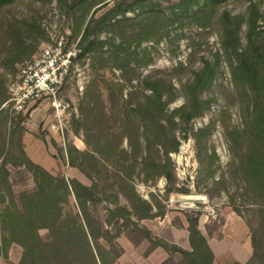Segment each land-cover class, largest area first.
I'll use <instances>...</instances> for the list:
<instances>
[{
  "label": "rangeland",
  "instance_id": "1",
  "mask_svg": "<svg viewBox=\"0 0 264 264\" xmlns=\"http://www.w3.org/2000/svg\"><path fill=\"white\" fill-rule=\"evenodd\" d=\"M134 1L88 0L75 10H66L59 0H18L0 12V20L5 14L7 24L17 22L20 33V36H0V79L9 90L21 67L32 61L44 46L63 36L66 41L70 38L68 48L79 50L77 45L92 17L98 19L119 5L122 8L133 6V10L119 14L101 26L98 36L103 46L96 58L88 56L73 62L70 76L62 88V96L69 104L68 113L62 125L54 116L50 132H41L40 138L47 140L46 147L42 151L36 148V154L30 150L34 154L33 160L53 175L64 174L67 179L90 185L91 180L85 173L69 165L68 154L72 151L78 157L77 163L84 162V167L100 184L101 218H106V208L114 210L122 206L132 212L131 221L137 228L132 224L125 227L120 218L112 225L105 224V229L119 246L115 254L121 250L122 257L128 252L124 264H135L136 253L142 264L143 258L157 248L146 239V230L161 239L151 228L160 233L172 225L186 231L189 238V217L198 216L202 234L219 239L227 225L246 226L252 242V231L258 232L262 216L252 193L247 190L237 150L228 137V132L244 129L252 94L248 88L237 87L232 82L222 48L224 30L220 17L223 11H228L232 16L246 18L253 3L264 15V0H194L188 10L178 7L179 0H145L138 5ZM246 32L244 25L240 33L243 45L246 44ZM217 53L221 56L218 74L204 95L210 108L194 119L188 138L181 140L178 152L170 154L174 184L169 186L164 177H147L140 159H133V148L125 137L134 126L138 135L145 134L143 123L132 112L128 115V108L146 101L150 94L145 89L147 78L173 85L175 99L168 107L169 113L181 107L186 102L185 89L194 73L201 68L204 59L213 61ZM87 94L93 97L91 100L99 97L103 105V111L98 106L90 120H86L80 110ZM3 108L0 125L4 124L7 114L10 118L18 115L5 104ZM26 118L22 123L24 128ZM74 119L80 121L78 129ZM6 126L10 127L9 121ZM177 136L180 138L182 133L178 132ZM98 137L103 143L110 140L118 155H99L97 171H91L85 162L86 156L77 154L75 149L80 153H92ZM76 141L82 142L81 149L76 147ZM141 142L143 146L144 139ZM17 143L16 137L9 162H18L14 158L18 157ZM23 143L26 148L25 137ZM9 168L15 194L34 188L29 173L11 165ZM132 190L148 201L153 214L160 217L139 219L126 197ZM9 200L7 190H2L0 214ZM70 205L75 207L72 197ZM140 211L138 209L140 215L146 214L143 209ZM116 220L122 229L119 236L115 230ZM39 234L44 239L48 237L45 229ZM1 235L0 230V248ZM163 235L170 237V232ZM101 243L105 244L102 240ZM167 253L169 258L171 254ZM22 254V247L12 244L8 248L7 261L3 259V263L19 264ZM120 257L113 264H120ZM178 257L176 253L174 262L179 260Z\"/></svg>",
  "mask_w": 264,
  "mask_h": 264
},
{
  "label": "trees",
  "instance_id": "2",
  "mask_svg": "<svg viewBox=\"0 0 264 264\" xmlns=\"http://www.w3.org/2000/svg\"><path fill=\"white\" fill-rule=\"evenodd\" d=\"M16 1L18 0H0V12ZM87 1L59 0L66 10H75ZM144 2L145 0L134 1L136 5ZM193 2L194 0H179L177 5L188 10ZM131 10L132 5L125 8L119 5L117 9L109 10L98 19L92 17L77 45L80 51L74 61L88 56L96 58L98 50L103 46L98 36L101 26L117 15ZM220 20L224 30L222 48L231 71L232 82L237 87L248 88L252 94L251 102L246 109L244 129L232 130L228 132V137L237 150L239 168L247 190L252 193L253 201L262 216L260 229L258 232L252 231L253 256L247 264H264V15L259 6L253 3L248 8L246 18L235 17L228 11H223ZM7 23L3 14L0 20V36L3 34L20 36L17 22ZM244 25L247 29L245 45L240 36ZM7 27L10 31L6 30ZM70 44L68 38L65 48L67 49ZM220 62L221 56L218 53L213 61L203 60L201 68L194 73L193 80L186 86L185 104L171 113L168 107L175 99L173 85L156 78L145 80V89L150 92L146 96V101L138 102L127 111L128 115L132 112L143 123L145 134L138 135L134 126V130L132 129L125 137H128L129 145L133 148V159L135 161L140 159L147 177H164L169 186L174 184L170 154L178 152L181 140L188 138L194 119L210 108V103L204 99V95L217 77ZM9 98V90L0 79V117ZM91 98L93 97L87 94L80 108L86 120H90L98 106L103 111L100 98L97 96L96 100ZM9 118L7 114L4 124L0 125V192L7 190L10 195L9 202L0 214L2 232L0 254L3 259L7 261L9 246L18 244L23 249L19 264H113L121 256L122 251L115 254L119 246L111 233L105 229V224L112 225L116 218L118 220L120 218L125 222V227L132 224L137 228L131 221L132 212L122 206L114 210L106 208L107 215L103 220L99 213L102 201L100 184L84 167V162L78 164V157H75L72 151L69 152V165L85 173L91 180L90 185L83 184L77 179H67L64 174H51L33 162L25 151L23 139L27 130L22 123L26 115L19 113L17 117ZM8 121L10 127L7 128ZM74 123L78 129L80 121L74 119ZM178 132L182 133L180 138L177 136ZM16 137L18 157L14 158L18 162H9ZM142 139L145 141L143 146ZM94 143L92 153H80L75 149L77 154L86 156L85 162L91 171H97L99 155L107 154L114 157L118 155L110 140L103 143L102 138L98 137ZM9 165L29 173L33 178L34 188L15 194L10 180ZM71 197L75 201L74 208L70 205ZM126 197L135 210V215H139V219L160 217L153 214L152 205L140 198L135 191L132 190ZM138 209L139 211L143 209L146 214L140 215ZM198 222V216L188 218L187 231L191 250L154 237L149 230H146V239L154 243L155 247H162L171 254L163 264H213L214 254L207 239L199 230ZM118 224L116 220L117 236L122 233ZM42 229L48 231V237L45 239L39 234ZM101 240L105 244L101 243ZM176 253L179 260L174 262Z\"/></svg>",
  "mask_w": 264,
  "mask_h": 264
},
{
  "label": "crops",
  "instance_id": "3",
  "mask_svg": "<svg viewBox=\"0 0 264 264\" xmlns=\"http://www.w3.org/2000/svg\"><path fill=\"white\" fill-rule=\"evenodd\" d=\"M25 115H27L25 121V128L27 130V134L25 136V150L33 160V155L36 154V148H38L39 151H42V149L46 147V138L44 137L45 139H41L40 136L41 132H50L51 127L53 126L54 115L50 103L46 100L38 104H31ZM30 137L33 140L29 139ZM81 144V141L75 142L76 147L79 149H81ZM30 150L34 151L33 155ZM151 231L155 232L158 237L172 245H176L185 250H191L188 234L183 229H178L172 225H168L165 230H161L160 233L155 231L153 228H151ZM167 231L170 232V237H165L163 235ZM201 233L203 232L201 231ZM222 233H224V235L221 239L203 234L214 254L213 264H246L252 256L253 249L251 237L249 236L247 227L227 225L223 227ZM229 245H231V248H228ZM127 256L128 252H125L123 256L120 257V264H124L123 261L124 259H128ZM134 257L135 264H141L137 253ZM167 258L168 253L165 249L157 247L151 250L150 253L143 258L142 264H162ZM0 264H4L3 257L1 255Z\"/></svg>",
  "mask_w": 264,
  "mask_h": 264
},
{
  "label": "built area",
  "instance_id": "4",
  "mask_svg": "<svg viewBox=\"0 0 264 264\" xmlns=\"http://www.w3.org/2000/svg\"><path fill=\"white\" fill-rule=\"evenodd\" d=\"M66 38L61 36L52 44L44 46L38 55L23 65L9 86L10 98L5 106L15 113H25L31 104L48 101L57 122L62 125L69 104L62 96L74 59L79 50L65 48Z\"/></svg>",
  "mask_w": 264,
  "mask_h": 264
}]
</instances>
